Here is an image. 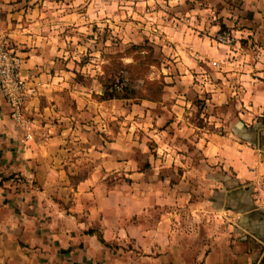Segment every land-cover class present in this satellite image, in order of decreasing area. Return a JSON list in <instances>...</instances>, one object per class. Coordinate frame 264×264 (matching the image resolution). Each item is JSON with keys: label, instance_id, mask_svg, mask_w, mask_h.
Segmentation results:
<instances>
[{"label": "crops", "instance_id": "crops-1", "mask_svg": "<svg viewBox=\"0 0 264 264\" xmlns=\"http://www.w3.org/2000/svg\"><path fill=\"white\" fill-rule=\"evenodd\" d=\"M81 1L0 0V37L42 84L28 138L0 99V198L14 200L0 206V264H264V0H195L193 27L164 28L177 40L175 81L159 101L110 112L130 101L102 100L99 82L84 101L71 88L78 70L59 61L81 50L54 29L81 19L69 9ZM177 137L216 167L206 201L184 185Z\"/></svg>", "mask_w": 264, "mask_h": 264}, {"label": "rangeland", "instance_id": "rangeland-1", "mask_svg": "<svg viewBox=\"0 0 264 264\" xmlns=\"http://www.w3.org/2000/svg\"><path fill=\"white\" fill-rule=\"evenodd\" d=\"M180 1H182L180 3ZM83 0L79 5L69 8L73 10L76 17L77 14H81L80 20L66 21L67 24H61L55 27L57 35L63 36V34H69L74 39H70L71 42H77L81 46L72 48V51L65 53L59 58V61L69 62L70 70H78L72 77L76 80L78 85L71 86L76 95L85 99H98V95H94L95 89L100 86L98 84L99 77L103 75L104 66L110 63V58L107 55L116 53H125V57L121 60L124 64L133 63L132 56L136 52L126 53V49L132 45H145L152 49L151 58L160 62L159 65H151L142 74V78L148 81L163 80L166 85V81H175L179 75L175 66V60L177 58L178 50L175 47L177 43L174 35L168 36L165 33L164 28H176L180 24L193 27L192 24L196 23V16H193L191 20L192 8H200L202 4L192 6L195 4V0ZM204 2L205 0H197ZM59 5V3H57ZM46 11L50 10L52 15H65L68 12V8L64 7H45ZM102 15L104 18H100ZM114 17L112 22H108L105 18ZM118 21V22H117ZM191 22H193L191 24ZM78 23V24H76ZM3 23L0 22V36L5 34ZM117 32L114 34L112 31ZM80 29V30H79ZM133 29L136 34H139L134 40H128L123 35L126 30ZM122 30V31H121ZM122 34L123 36H118ZM132 39V38H130ZM0 41L4 42V38L0 37ZM69 45V44H65ZM65 46L66 50L69 47ZM83 47V48H82ZM164 48L165 51H162ZM71 49V48H70ZM66 58L63 59V58ZM195 57V56H193ZM205 73V72H204ZM206 79V78H204ZM139 85H142L143 80H138ZM164 85V86H165ZM144 86V85H143ZM103 95V94H102ZM101 95V96H102ZM130 101V100H129ZM203 100H196V106L201 109L205 105L200 104ZM138 103L140 101L125 102L121 106H108V110L102 109V111H111V109L124 110L127 109V103ZM129 109H133L130 107ZM135 110L140 109L138 106L134 107ZM89 119V116L88 118ZM203 123V118L200 120L193 119L188 116V121ZM88 121V120H87ZM96 127L98 123L89 120V124ZM107 124V123H106ZM108 125H111L108 123ZM121 125V124H117ZM190 138V137H189ZM179 146L178 151L182 153L189 160L184 163L182 172L186 173L184 179L185 187L190 190L193 189L199 202L206 201L213 190L217 189V184L207 180L206 174L213 172L214 168L209 165L203 157L200 150H197L195 146H190V142L187 138H176L174 141ZM191 158V161H190ZM191 173L195 177H191ZM264 177V173L260 176ZM257 182V181H256ZM259 183V182H258ZM257 183V184H258ZM215 185V186H213ZM58 194V193H57ZM6 199V198H5ZM4 198H0V206L7 204L8 202ZM26 200V199H24ZM29 200V198H28Z\"/></svg>", "mask_w": 264, "mask_h": 264}, {"label": "built area", "instance_id": "built-area-1", "mask_svg": "<svg viewBox=\"0 0 264 264\" xmlns=\"http://www.w3.org/2000/svg\"><path fill=\"white\" fill-rule=\"evenodd\" d=\"M214 40L222 45H230L232 37L227 31L214 35ZM24 57L0 41V99L9 107L10 117L17 127L26 132V137L32 133L33 121L26 114L27 103L34 98L42 86L37 79H26L22 75ZM128 82L126 77L118 79L110 91H121ZM259 187L264 191V177L259 181Z\"/></svg>", "mask_w": 264, "mask_h": 264}, {"label": "trees", "instance_id": "trees-1", "mask_svg": "<svg viewBox=\"0 0 264 264\" xmlns=\"http://www.w3.org/2000/svg\"><path fill=\"white\" fill-rule=\"evenodd\" d=\"M151 51L152 49L145 45H130L125 52L136 53L132 56L133 63L128 64H124L121 60L125 57V53L107 55L110 63L104 66L103 75L99 77V83L103 87V95L100 98L102 100L159 101L163 93L164 81H148L141 77L149 66L160 64L159 61L151 58ZM122 77L128 79L122 90L110 91V87ZM140 79L143 80L142 85L138 83Z\"/></svg>", "mask_w": 264, "mask_h": 264}, {"label": "water", "instance_id": "water-1", "mask_svg": "<svg viewBox=\"0 0 264 264\" xmlns=\"http://www.w3.org/2000/svg\"><path fill=\"white\" fill-rule=\"evenodd\" d=\"M102 94H103V87H102Z\"/></svg>", "mask_w": 264, "mask_h": 264}]
</instances>
